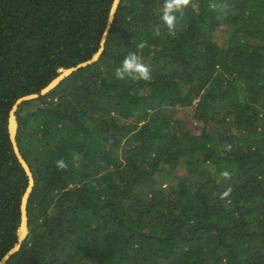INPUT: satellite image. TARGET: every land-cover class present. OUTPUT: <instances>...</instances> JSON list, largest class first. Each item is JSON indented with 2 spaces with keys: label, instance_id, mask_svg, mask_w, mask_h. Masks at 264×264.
Wrapping results in <instances>:
<instances>
[{
  "label": "trees",
  "instance_id": "obj_1",
  "mask_svg": "<svg viewBox=\"0 0 264 264\" xmlns=\"http://www.w3.org/2000/svg\"><path fill=\"white\" fill-rule=\"evenodd\" d=\"M112 3L0 0V260L9 112L98 52ZM162 4L120 0L99 59L18 107L6 264H264V0H191L172 33ZM131 52L150 81L116 78Z\"/></svg>",
  "mask_w": 264,
  "mask_h": 264
},
{
  "label": "water",
  "instance_id": "obj_2",
  "mask_svg": "<svg viewBox=\"0 0 264 264\" xmlns=\"http://www.w3.org/2000/svg\"><path fill=\"white\" fill-rule=\"evenodd\" d=\"M119 2H120V0H113L112 6H111V9L109 12L107 24H106V29L103 33L102 38H101L100 48H99L98 52L95 53L92 56V58L86 62L80 63L77 66L72 67V68L60 70L59 75L49 85H47L45 88H43L38 94H31V95H28V96H25V97L18 99L16 101V103L13 105L11 111L9 112V118H8L9 139H10L11 146H12L13 152L15 154V157H16L17 161L19 162V164L21 165L25 175L27 176L28 186H27L26 191L23 194L22 199H21V206H20L21 222H20L19 229L17 231V244L12 249H10L6 253V255L0 260V264H6L7 260L13 254H15L19 251L21 244L23 243V241L25 240V238L28 234L27 202H28V198L30 196V193H31L33 185H34V180H33L31 170H30L27 162L23 159V157L20 153L19 147L17 145V142H16V134H17V126H18V122L16 119L17 109L23 102L33 101L35 99H38L40 96L46 95L52 89H54L58 84H60L65 78H67L68 76H70L74 72L78 71L79 69L85 68V67L95 63L99 59V57L103 51V46H104V43L106 40V36H107L108 31H109L111 24L113 22L114 15H115V12H116L117 7L119 5Z\"/></svg>",
  "mask_w": 264,
  "mask_h": 264
},
{
  "label": "clouds",
  "instance_id": "obj_3",
  "mask_svg": "<svg viewBox=\"0 0 264 264\" xmlns=\"http://www.w3.org/2000/svg\"><path fill=\"white\" fill-rule=\"evenodd\" d=\"M190 3L191 0H163L159 18L167 27L169 33L174 32L178 15L182 17L184 10ZM138 47L143 49L145 45L141 43ZM115 76L119 80L128 78L135 81L147 82L152 79L149 66L143 62L142 57L136 52H131L123 58L121 65L115 69ZM55 163L59 170H66L68 167L63 158L58 159ZM221 175L229 177L227 171L221 173ZM223 195L227 196L228 193L225 192Z\"/></svg>",
  "mask_w": 264,
  "mask_h": 264
},
{
  "label": "rangeland",
  "instance_id": "obj_4",
  "mask_svg": "<svg viewBox=\"0 0 264 264\" xmlns=\"http://www.w3.org/2000/svg\"><path fill=\"white\" fill-rule=\"evenodd\" d=\"M231 28L230 27H227V28H222V30L221 29H219V31L215 34L216 35V39L218 40L219 39V41H221V40H227V37H228V35H229V30H230ZM221 30V31H220ZM184 171H181L180 173H179V175L180 174H182ZM180 177H182V176H180Z\"/></svg>",
  "mask_w": 264,
  "mask_h": 264
}]
</instances>
